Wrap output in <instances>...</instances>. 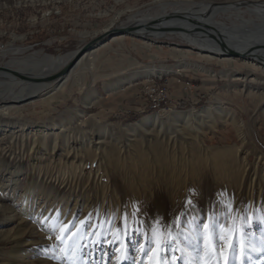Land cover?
<instances>
[{
  "label": "rangeland",
  "instance_id": "1",
  "mask_svg": "<svg viewBox=\"0 0 264 264\" xmlns=\"http://www.w3.org/2000/svg\"><path fill=\"white\" fill-rule=\"evenodd\" d=\"M229 4L258 20L248 7L264 0H0V67L48 77L61 68L44 73L42 62L33 66L34 57L75 52L68 63L77 59L67 75L40 83L0 70V264H116L125 249L130 258L121 264H133L141 259L139 248L161 247L154 229L172 241L162 249V264H168L181 250L195 255V229L203 230L213 214L221 235L224 228L238 230L236 264L245 234L260 246L264 69L217 45L232 31L207 24L193 29L217 50L187 40L183 29H161L171 19L194 23L191 17L203 8L208 18L211 7ZM235 13L213 17L232 25ZM139 21L147 23L141 30L165 23L140 34L131 29ZM89 52L96 55L91 67L83 58ZM161 65L170 68L140 73ZM65 75L69 80L60 85ZM152 85L164 88L166 107L148 113ZM224 111L241 129L221 116ZM152 114L158 118L138 126ZM57 215L80 234L66 256L54 239L60 233L48 227ZM200 246L201 264H216L214 255L207 259L204 237ZM248 251L255 264L259 254Z\"/></svg>",
  "mask_w": 264,
  "mask_h": 264
},
{
  "label": "bare ground",
  "instance_id": "2",
  "mask_svg": "<svg viewBox=\"0 0 264 264\" xmlns=\"http://www.w3.org/2000/svg\"><path fill=\"white\" fill-rule=\"evenodd\" d=\"M230 9H234L236 11L235 16H236V20L238 23H235L232 25H226L225 23L218 22V21L214 20L213 16L216 15L218 12H220V11L227 12ZM207 10L208 9L203 8L200 11L201 13L195 15V17H191L192 20L194 21V23H187V22L186 23L185 22L184 23H180V22L177 23L171 19V21L169 22V25L170 24L171 25L166 26L167 28H161L165 23V22H162V23H159L160 24L159 26H158V24H154L152 27L149 26V27H146L145 29L141 30L140 26H142L141 24H143L144 21H142V22L139 21V23H137L135 25L136 27L134 26L135 32L141 34V33L147 32L150 29L161 28V29L165 30V29H169V28L173 29V28L177 27V28L183 29V31H186L187 35H185L186 36L185 38L187 40H190L191 42L193 41V43H195V44H197L203 48L210 47V48H214V49L218 50L217 46L212 42V40L210 41L209 39H207L206 35L198 34L197 32H196L197 34L194 35L193 29H195V27H197V24L198 25L207 24V25H210V27L217 29V31H219L221 33L222 32L223 33H225V32L229 33L232 31L233 36L228 35L227 39L223 38L224 41L219 42V44H217V45L220 47L229 49L231 51L238 52L241 56L243 55V57L245 58V60H247V62L251 63V61L257 60V62L260 63L261 67L264 69V5L256 4L255 7H248V10L250 12H253L256 15L258 20H255L254 18H244L243 11L239 10V8L236 7V4L235 5L234 4L218 5L215 7H211L210 12H209V17L203 18V15L206 13ZM171 22H175L177 24V26L174 27V25H172ZM146 24L147 23H145L143 25H146ZM157 30H154L153 32H157L158 35L163 34ZM147 33H149V32H147ZM149 34H153V33H149ZM224 36L227 37V35H224ZM191 39H193V40H191ZM74 53H69V54H67L65 56H61V57L60 56L52 57L49 55H44L40 58L34 57V59L32 60V61H35L33 63V66L39 67L38 62H40V63L42 62L43 63L42 64L43 68L41 69L42 72L45 73V72H51V71H55V70L57 71L60 68L62 69V67L65 66V64H67L73 58ZM87 57H88V59H87L88 60V66L91 67L94 64V61L96 59V55L94 52L85 53L83 58L86 59ZM169 68H170L169 66H164V65L163 66L162 65L161 66H152V67L148 66V68L141 70L140 73L146 74V73H153V72H163V71H168ZM76 69H77V67H76ZM83 73H84L83 67L80 68L79 70H77L76 72H74L72 75L74 77L73 82L80 80L81 78L79 76H81ZM66 75L61 79V82L59 83L60 85L62 83L64 84L65 82H67L69 80V78H67ZM133 76H135V75H131L130 78H132ZM124 80L125 79H123L122 81H124ZM16 83H17V81H16ZM119 84L120 83H118V85ZM38 87H39V85H38ZM47 88H48V86H47ZM47 88L44 87L41 89V91L42 90L47 91ZM206 111H208V110H206V109L203 110V112H206ZM221 116L226 121H230L235 127H237V129H241L242 124L238 122V120L235 118L236 116H234V114L231 113L230 111L222 112ZM156 118H158L157 114L148 115L138 122V126L142 127L144 124L150 123L152 120H154ZM46 126H41L39 128L44 129V128H46ZM131 127H134V126H131ZM19 239L23 241L22 235L19 236ZM19 239H17V240H19Z\"/></svg>",
  "mask_w": 264,
  "mask_h": 264
},
{
  "label": "snow or ice",
  "instance_id": "3",
  "mask_svg": "<svg viewBox=\"0 0 264 264\" xmlns=\"http://www.w3.org/2000/svg\"><path fill=\"white\" fill-rule=\"evenodd\" d=\"M188 207L192 206V201L189 199L186 201ZM231 206L229 205V208ZM228 213H226L227 218ZM211 223L204 224V229L201 230L199 225H197L195 229V239L197 241L194 246L195 255L184 253L182 251V255L179 257H173L172 260L168 262V264H176V261L181 260L184 261V264H201V261L204 260V256L202 253L204 249L200 246L201 237H204L208 241V255L207 259L210 261L211 257L214 255L216 257V264H220V254L224 253L223 264H236L238 244H239V235L238 230L235 227L232 228H224V235H221L219 229L223 226L219 224L218 218L213 214L209 217ZM49 220V217H44V221ZM83 224V221H80ZM245 224L249 223L248 221L244 222ZM62 225V226H61ZM49 230L53 233L59 232L60 234L55 235L54 239L60 242V252L63 255H68L70 249L75 250L76 248V240L79 239V232L72 233L71 222H64L61 220L60 215L55 217V223H50L48 225ZM49 240L53 239V236L48 237ZM118 239V238H117ZM173 240L176 238L173 237ZM185 239H189V237H185ZM153 240L160 243L161 247L158 248H139L137 251L139 252L141 259L136 261L133 259V264H145V261L148 264H162V258L166 255V251H162V249L166 250L171 247L172 241L168 239H160L157 236V232L153 230ZM224 241L225 247L223 249L220 248V242ZM111 243V242H110ZM57 245L52 246V250L54 251ZM251 248V252L258 253L259 259L255 262V264H261L264 261V235H262L260 246L257 247L255 245L250 244L247 240V235L244 237L243 247L239 250L240 264H252L251 255L249 254L248 249ZM59 258V257H56ZM130 257L127 255V251L125 249V255L123 257H118L116 259V264H121V261H126ZM75 264V261H73Z\"/></svg>",
  "mask_w": 264,
  "mask_h": 264
},
{
  "label": "water",
  "instance_id": "4",
  "mask_svg": "<svg viewBox=\"0 0 264 264\" xmlns=\"http://www.w3.org/2000/svg\"><path fill=\"white\" fill-rule=\"evenodd\" d=\"M162 21L160 23H162ZM156 24H159V23H156ZM131 29L135 30L134 27H132ZM131 29H126L124 31L129 32V31H131ZM177 29L181 30L180 28H177ZM99 39H101V37H99L98 39H95L94 41L99 40ZM94 41H92L91 43H93ZM229 51L233 52L231 50H229ZM76 61H77V59L72 60L70 63H68L66 66H64L58 73L53 74V75L48 76V77H34V76H30V75H27V74L20 73L19 71L8 69L6 67H0V70L7 71V72L11 73L13 76H15V77H17L19 79L25 80V81L40 83V82H43V81L54 80L56 78L61 77L64 74L68 73L69 70L71 69V67L76 63Z\"/></svg>",
  "mask_w": 264,
  "mask_h": 264
},
{
  "label": "built area",
  "instance_id": "5",
  "mask_svg": "<svg viewBox=\"0 0 264 264\" xmlns=\"http://www.w3.org/2000/svg\"><path fill=\"white\" fill-rule=\"evenodd\" d=\"M164 88H160L159 85H152L151 88H148L146 91V99H148V102L150 103L151 109L150 110H162V108L166 107L163 105L166 102L165 97V91ZM161 91V92H160ZM148 97V98H147ZM163 105V106H162Z\"/></svg>",
  "mask_w": 264,
  "mask_h": 264
},
{
  "label": "crops",
  "instance_id": "6",
  "mask_svg": "<svg viewBox=\"0 0 264 264\" xmlns=\"http://www.w3.org/2000/svg\"><path fill=\"white\" fill-rule=\"evenodd\" d=\"M120 96H121V95H118V96H116L115 98H116V99H119L118 97H120ZM114 101H115V100H112V102L110 103V105H113V108H117V107L114 105V103H115ZM127 101H128V100H126V102H127ZM131 107H133V104L130 105V108H131Z\"/></svg>",
  "mask_w": 264,
  "mask_h": 264
},
{
  "label": "trees",
  "instance_id": "7",
  "mask_svg": "<svg viewBox=\"0 0 264 264\" xmlns=\"http://www.w3.org/2000/svg\"><path fill=\"white\" fill-rule=\"evenodd\" d=\"M152 111L150 110V111H148V113H151Z\"/></svg>",
  "mask_w": 264,
  "mask_h": 264
}]
</instances>
